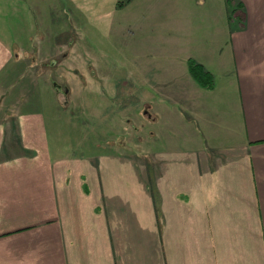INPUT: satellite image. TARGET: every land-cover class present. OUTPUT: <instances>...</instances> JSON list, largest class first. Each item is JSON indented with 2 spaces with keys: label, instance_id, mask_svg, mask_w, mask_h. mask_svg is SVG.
Instances as JSON below:
<instances>
[{
  "label": "crops",
  "instance_id": "0c3cea01",
  "mask_svg": "<svg viewBox=\"0 0 264 264\" xmlns=\"http://www.w3.org/2000/svg\"><path fill=\"white\" fill-rule=\"evenodd\" d=\"M145 7L141 156L103 109L75 155L52 150L49 75L28 72L27 40L21 59L0 43V264H264V0Z\"/></svg>",
  "mask_w": 264,
  "mask_h": 264
},
{
  "label": "rangeland",
  "instance_id": "374dc122",
  "mask_svg": "<svg viewBox=\"0 0 264 264\" xmlns=\"http://www.w3.org/2000/svg\"><path fill=\"white\" fill-rule=\"evenodd\" d=\"M118 1L0 0V43L12 46L13 55L21 59L20 41L27 40L32 59L23 62L29 65L28 72L45 69L51 91L56 90L48 96L39 94L47 104L41 112L52 150L75 155L74 135L93 137L94 118L102 109L118 121L110 128L119 145L140 156L149 146L144 137L150 124L141 119L142 112L132 110V106L138 110L141 94L137 102L129 87L133 79L136 83L141 78L133 68L137 56L157 47L149 48L143 41L146 35L137 29L149 0H132L122 7ZM2 96L0 92V106Z\"/></svg>",
  "mask_w": 264,
  "mask_h": 264
},
{
  "label": "trees",
  "instance_id": "16d2710c",
  "mask_svg": "<svg viewBox=\"0 0 264 264\" xmlns=\"http://www.w3.org/2000/svg\"><path fill=\"white\" fill-rule=\"evenodd\" d=\"M131 0H119L118 6L122 7ZM188 72L194 81L205 89H211L213 86V80L211 74L205 72L202 67L193 61H188Z\"/></svg>",
  "mask_w": 264,
  "mask_h": 264
}]
</instances>
